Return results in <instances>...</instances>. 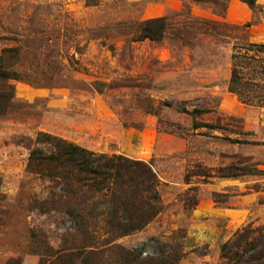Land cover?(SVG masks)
<instances>
[{"label": "rangeland", "instance_id": "374dc122", "mask_svg": "<svg viewBox=\"0 0 264 264\" xmlns=\"http://www.w3.org/2000/svg\"><path fill=\"white\" fill-rule=\"evenodd\" d=\"M230 2L0 0L1 66L16 88L0 117V264H40L76 228L41 211L51 185L27 170V144L40 133L153 167L163 210L116 244L143 257L180 251L177 264H264L255 260L264 242V108L229 89L234 47L264 43V0L255 11L247 5L253 18L241 25L227 20ZM159 17L169 19L164 39L136 41L138 26ZM181 108L200 110L199 128ZM205 199L245 208L248 219L219 246L189 251L192 214Z\"/></svg>", "mask_w": 264, "mask_h": 264}, {"label": "trees", "instance_id": "16d2710c", "mask_svg": "<svg viewBox=\"0 0 264 264\" xmlns=\"http://www.w3.org/2000/svg\"><path fill=\"white\" fill-rule=\"evenodd\" d=\"M241 1L253 11L260 8L258 0ZM168 20L159 17L142 22L135 40L162 41ZM245 41L234 47L229 89L244 104L264 108V43ZM14 79L2 69L0 59V117L7 114L15 100L16 88L11 83ZM181 111L192 116L195 128L200 127L197 123L200 110L181 108ZM27 148L30 150L27 170L51 185L49 197L41 204L42 213L57 212L77 220L74 233L65 236L67 244L59 250H50L40 264H177L182 260L176 250L167 255L143 257L136 248L116 244L119 239L143 230L163 210L160 180L150 164L124 155L96 153L48 133H40L35 141L29 140ZM102 231L109 236L105 241L99 236ZM261 245V254L255 259L260 262L264 242ZM8 264L23 262L10 260Z\"/></svg>", "mask_w": 264, "mask_h": 264}, {"label": "crops", "instance_id": "0c3cea01", "mask_svg": "<svg viewBox=\"0 0 264 264\" xmlns=\"http://www.w3.org/2000/svg\"><path fill=\"white\" fill-rule=\"evenodd\" d=\"M241 11L238 12V8ZM253 18V11L238 0H231L227 20L243 24ZM193 222L186 239L189 251L203 246L216 247L229 239L248 219L245 208L219 206L212 200H202L192 214Z\"/></svg>", "mask_w": 264, "mask_h": 264}]
</instances>
